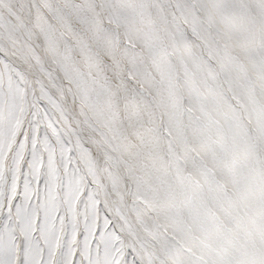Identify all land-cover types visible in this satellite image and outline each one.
Segmentation results:
<instances>
[{
    "label": "snow or ice",
    "instance_id": "snow-or-ice-1",
    "mask_svg": "<svg viewBox=\"0 0 264 264\" xmlns=\"http://www.w3.org/2000/svg\"><path fill=\"white\" fill-rule=\"evenodd\" d=\"M0 264H264V0H0Z\"/></svg>",
    "mask_w": 264,
    "mask_h": 264
}]
</instances>
